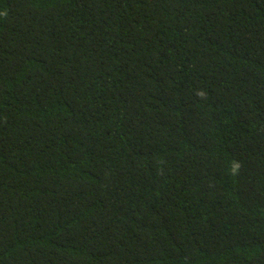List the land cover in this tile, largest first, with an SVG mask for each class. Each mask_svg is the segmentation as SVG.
I'll return each mask as SVG.
<instances>
[{
	"label": "trees",
	"instance_id": "16d2710c",
	"mask_svg": "<svg viewBox=\"0 0 264 264\" xmlns=\"http://www.w3.org/2000/svg\"><path fill=\"white\" fill-rule=\"evenodd\" d=\"M0 264H264V0H0Z\"/></svg>",
	"mask_w": 264,
	"mask_h": 264
}]
</instances>
